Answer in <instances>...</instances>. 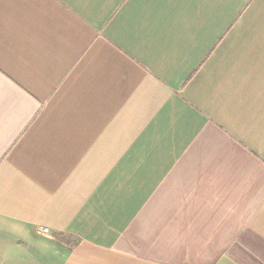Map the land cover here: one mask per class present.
Instances as JSON below:
<instances>
[{
    "label": "crops",
    "instance_id": "1",
    "mask_svg": "<svg viewBox=\"0 0 264 264\" xmlns=\"http://www.w3.org/2000/svg\"><path fill=\"white\" fill-rule=\"evenodd\" d=\"M0 264H264V0H0Z\"/></svg>",
    "mask_w": 264,
    "mask_h": 264
},
{
    "label": "built area",
    "instance_id": "2",
    "mask_svg": "<svg viewBox=\"0 0 264 264\" xmlns=\"http://www.w3.org/2000/svg\"><path fill=\"white\" fill-rule=\"evenodd\" d=\"M38 234L47 235L49 234V230L47 228L39 227L36 229Z\"/></svg>",
    "mask_w": 264,
    "mask_h": 264
}]
</instances>
